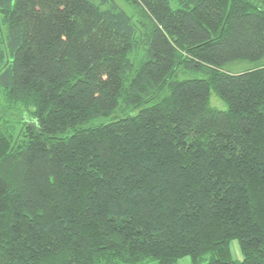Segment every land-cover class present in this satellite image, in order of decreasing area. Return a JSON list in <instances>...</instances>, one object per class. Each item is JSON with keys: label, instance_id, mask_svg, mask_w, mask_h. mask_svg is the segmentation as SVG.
<instances>
[{"label": "trees", "instance_id": "trees-1", "mask_svg": "<svg viewBox=\"0 0 264 264\" xmlns=\"http://www.w3.org/2000/svg\"><path fill=\"white\" fill-rule=\"evenodd\" d=\"M125 1L0 0V264H264V0Z\"/></svg>", "mask_w": 264, "mask_h": 264}, {"label": "rangeland", "instance_id": "rangeland-1", "mask_svg": "<svg viewBox=\"0 0 264 264\" xmlns=\"http://www.w3.org/2000/svg\"><path fill=\"white\" fill-rule=\"evenodd\" d=\"M121 9L125 10L128 14L133 15L135 18L134 20L137 19V15H136V11L133 9V7L128 4L125 0H113ZM172 7L175 8V4L172 3ZM247 64H240V63H234L231 64L229 66H227L225 68L226 71L229 72H234V71H238L240 69L246 68ZM191 76H182V73L180 74V78H190ZM196 77H201V76H196ZM209 105L212 108L218 109V110H226L227 106L226 104L219 99L215 93L212 91L210 94V99H209ZM230 250H231V254L232 257L236 260H241L242 255H241V251L239 249V245L238 242L233 240L230 244ZM177 264H191V258L190 257H184L182 259H180Z\"/></svg>", "mask_w": 264, "mask_h": 264}]
</instances>
